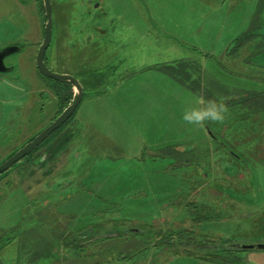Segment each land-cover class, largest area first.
Masks as SVG:
<instances>
[{"label":"rangeland","instance_id":"374dc122","mask_svg":"<svg viewBox=\"0 0 264 264\" xmlns=\"http://www.w3.org/2000/svg\"><path fill=\"white\" fill-rule=\"evenodd\" d=\"M249 1L51 0L54 29L47 65L54 73L71 74L85 90L73 122L53 134L56 143L0 176V264L100 263L90 256L89 240L96 243V250L115 255L143 249L142 243L103 239L114 232L106 229L112 223L103 221L106 212L107 218L126 220L140 229L162 218L165 229L192 232V219L185 216L189 209L185 176L192 168H174V160L188 153L196 159L188 161L202 164L197 159L202 158V149L215 150L218 143V148L228 143L244 154L248 147L239 140L248 133L238 132L230 140L228 117L223 123L206 121L197 127L186 124L182 114L196 106L198 97L218 99L221 90H231L228 86L252 87L262 71L253 58L264 47V0L260 8L257 0H251L256 7ZM44 23L38 0H0V52L9 46L22 49L8 60L16 69L0 73V165L49 117L51 104L36 94L42 87L51 93L45 86L60 85L37 69ZM249 26L252 39L244 40L237 50L240 56L232 57L230 45ZM243 60H248V67ZM259 99L263 102L247 100V111L257 112L263 122L261 129L256 123L250 131L254 151L242 154L250 165L240 171L231 168L235 159L230 154L218 151L212 156L213 162L219 161V177L247 170L245 182L260 187L256 192L240 187L234 196L224 194L216 200L213 207L221 216L216 213L219 218L201 230L218 245L246 246L264 240V97ZM210 132L219 137L218 143L209 139ZM255 147L263 150L261 156ZM201 166L196 169L205 172ZM112 203L123 206L121 219L110 215ZM128 209L133 210L128 214ZM78 235L84 239L76 244L88 249L75 257L73 242ZM233 255L237 257L231 264H264L263 251L228 256ZM159 264L199 262L182 256Z\"/></svg>","mask_w":264,"mask_h":264},{"label":"trees","instance_id":"16d2710c","mask_svg":"<svg viewBox=\"0 0 264 264\" xmlns=\"http://www.w3.org/2000/svg\"><path fill=\"white\" fill-rule=\"evenodd\" d=\"M43 26H45V24ZM215 138H216L215 135L210 132L209 139L216 140ZM218 151H223L225 154H228V150L226 148H215V150H213L212 147H207L202 149V158H197L203 160L202 164L192 163L191 160L188 161L189 159L188 157H193V160H196L194 155L188 153H185L184 155L185 158L178 157V156H183L181 154H178L176 158L177 160L176 161L174 160L173 163L174 168L179 165L186 166V168H192L190 171H187L185 176V182L187 183L186 187L188 188V192L186 195V201H187L186 206L189 207L188 214H185V216L189 220L192 219L191 220L192 232L188 229H180L177 232L171 231L168 228L165 229L166 225L161 220L162 218L157 219L155 220V222L150 223L148 225H144L145 227L143 229H140L133 227L132 224L127 222L126 220L107 218V212H106V218H104L103 221L105 220L112 221V223H110L111 225L108 226L106 229H111L114 232L111 235L108 234L107 235L108 237L107 238L104 237L103 239L119 238V240L122 242L124 241H129V243L138 242L139 244L142 243L143 249H141L139 252L134 254L121 253L119 255H115L111 253V250H105V249L96 250L95 248H93L96 243L91 242V240H89L88 242L86 241L87 243H89L88 245H90L89 246L90 256L93 257L96 261L100 260V263H96V264H105V263L126 264L136 261H142L143 259L147 260V262L154 260L155 263L158 262L159 264L166 261H173L174 259L182 256H185L190 259H194L195 261H198L199 264H231L229 260L230 254L228 256L227 251L225 252L217 251L214 246L218 243L212 238H208L207 234L201 230L202 226L207 225L209 221L218 219L221 216L219 214V211L213 207L214 204L216 203V200L217 199L221 200L224 194L233 195V193L229 191L230 188H237L238 181L242 183L243 180V177L241 176L243 173L242 174L236 173L237 174L236 176H226L223 178L218 176V173L216 172L220 170V164L218 163L219 161L213 162L212 160L213 154H217ZM198 156L201 157V154ZM239 157L241 158V156ZM182 160L183 162H181ZM18 165L19 164H17L16 166ZM198 165L199 166L202 165L201 167L206 171L203 172L201 169L198 171V169H196V167H199ZM237 165L240 167L237 168ZM245 167H246L245 162L236 161L233 164H231L232 169H239L240 171ZM211 169L214 170L213 172L215 174L210 172ZM216 174L217 177L214 179L208 177L209 175L216 176ZM242 185L244 184H241V186ZM215 188H217L216 189L217 193H214ZM112 204L115 208H112V210L114 211L112 212L110 211V215H116V217L120 218V216H122L121 214H123V212L125 211L123 210L124 209L123 206L122 205L119 206L118 203L117 204L112 203ZM233 205L234 204H231L230 206L232 207ZM131 210L133 209L130 210L128 209L127 213L128 212L130 213ZM216 213L219 215L218 218L215 217ZM132 216L135 215L133 214ZM103 221H101L98 225L101 226ZM132 221H136V220H132ZM156 226L161 227V229L157 230ZM198 235L201 236L203 240H198L196 238V236ZM80 238L84 239L82 235L80 236L78 235L75 241L73 242V244H75L74 246L75 257L83 255V253L88 249V248L82 249L81 247L78 246V244H76V242L79 241ZM71 244L72 243H70L69 245ZM180 246L182 247L180 248ZM182 248H184L185 251L181 250ZM197 251L202 252V254L198 255ZM102 260L103 262L101 263ZM105 260L106 262H104Z\"/></svg>","mask_w":264,"mask_h":264},{"label":"flooded vegetation","instance_id":"af4514ba","mask_svg":"<svg viewBox=\"0 0 264 264\" xmlns=\"http://www.w3.org/2000/svg\"><path fill=\"white\" fill-rule=\"evenodd\" d=\"M38 2H39V11H40V14H41V16H43V18H44V22L46 23V21H45V19H46V16H45V10H44V4H43V0L41 1V0H38ZM253 1H249L248 3H249V5H251V7H256V5H258L259 4V7L258 8H260V5H261V3H262V0H257V4L255 5V3H252ZM42 3V4H41ZM262 5H264V3L262 4ZM43 7V8H42ZM264 7V6H263ZM264 10V9H263ZM259 12V11H258ZM257 12V13H258ZM261 12H262V14L264 15V11H262L261 10ZM260 21H261V24L263 23V19L262 18H260ZM44 23V24H45ZM43 24V25H44ZM44 28V30H43V34H44V31H45V26L43 27ZM97 28H98V26H97ZM252 31V27H250L249 26V28H248V30H247V33H244L243 35H241L240 37H238L234 42H232V44L230 45V47H229V49H228V53H231V55H233L234 54V52L236 53V51L237 50H239L241 47H242V43L244 42V40H250V39H252L251 38V36L252 35H250L249 33ZM248 34V35H247ZM246 38H248V39H246ZM43 40H44V38H43ZM251 42V41H250ZM250 42H248V43H250ZM43 43V42H42ZM42 43L39 45V47H38V49L40 48V46L42 45ZM254 45V44H253ZM9 47H18V46H9ZM9 47H7V48H9ZM50 48V47H49ZM256 48H257V45H256ZM6 49V48H5ZM258 49V48H257ZM49 50V49H48ZM47 50V51H48ZM259 51H258V53L256 54V56H254V58H253V61H257L256 62V66L258 65V66H261L262 67V72L264 71V47L262 48V49H258ZM3 51V50H2ZM20 52H22V49L20 48V51L18 52V53H20ZM18 53H14V54H12V55H9V56H7L6 58H5V64H6V66H7V68H13V71L16 69V67L15 66H12V65H9V63H8V60H9V58L11 57V56H13V55H16V54H18ZM37 55H38V53H37ZM46 56H47V52H46V54H45V59H44V61H45V64H46V66L48 67V65H47V58H46ZM37 58V57H36ZM249 61H250V59H248ZM248 60H247V64H248ZM246 63V62H245ZM49 68V67H48ZM50 69V68H49ZM12 71V72H13ZM38 72L40 73V71L38 70ZM53 72V71H52ZM11 73V72H10ZM8 74V73H7ZM41 74V73H40ZM3 75H6V74H3ZM42 75V74H41ZM67 75H71V74H69V73H67ZM43 76V75H42ZM72 76V75H71ZM258 76H260V75H258ZM44 77V76H43ZM241 77V76H240ZM243 77H245V76H243ZM261 77V76H260ZM50 79V78H49ZM249 79V78H248ZM51 80H53V79H51ZM254 81H258V79H256V77H254V79H253ZM57 84H60V85H55V86H50V87H47V86H45V88H47L51 93H49L48 91H46L45 89H44V87H42V89H41V92H38L39 93V96L36 94V96L37 97H40L39 99H46V100H48V103L49 104H51V110H50V112H49V108L47 109V111H48V113L47 114H50L49 115V117H47L46 119H45V121H43V123L41 124V126H42V129L40 130V131H37L35 134L36 135H34L33 137H30L29 139H27L25 142V144L24 145H26V144H28V143H30L31 141H33L42 131H44L48 126H50V125H52V123L65 111V109H67L74 101H75V99H76V90H75V87H74V85L73 84H70V83H64V82H59V81H56V80H54ZM261 82H262V80H261ZM81 84V83H80ZM82 85V84H81ZM83 87V86H82ZM85 90V89H84ZM264 93V92H263ZM257 101V100H256ZM262 102H263V100H262ZM235 104V105H234ZM241 104H244V103H242V101H238V102H234L233 103V105H232V107H231V109H235L234 108V106L235 107H237V106H239V107H241ZM243 106V105H242ZM259 107V109L261 110L262 109V106L261 105H259L258 106ZM39 108H40V110H42L41 111V114H45V111H44V109H45V106L42 104V105H40L39 106ZM54 108L56 109V112H54L53 113V111H55L54 110ZM79 108V107H78ZM77 108V109H78ZM248 108V107H247ZM259 109H258V111H259ZM250 112V113H249ZM252 111H247V109L245 108V112L244 113H241V114H238V115H236V114H233L232 113V116H234V119H233V122H232V124H231V126L230 127H233V129H230L229 130V132L231 133L232 132V135H233V138H229L230 140H234V138H237V136H238V132H247L248 133V135H246L245 136V138L246 139H243V140H239V142H242V144H243V146H245V147H248V150L246 151V153H244L243 155H249L251 152H253L254 150H253V148H252V146H251V144H249L250 143V137H251V135H250V131H254V130H251L252 129V127L254 128V124H256V123H258L259 125H260V129H261V126H262V124H263V122H261L260 120H259V116H258V113L257 112H254V113H251ZM40 114V115H41ZM42 116V115H41ZM73 117V116H72ZM72 117L62 126V127H60V129H58L57 131H63L64 129H66L67 127H65V126H68L70 123H72L71 122V119H72ZM242 127H244V130H243V128ZM40 128V127H39ZM57 131H55L53 134H55ZM53 134H51L33 153H31L29 156H32V154H36V152H38L39 150H43V149H45V148H49L51 145V142H53V140L52 139H56L55 137H56V135H53ZM54 137H53V136ZM216 138V140H214L215 142H217V141H219V137H217V136H215ZM238 142V143H239ZM259 142H262V140H260ZM53 143H56L55 141L53 142ZM218 143V142H217ZM222 146H223V148H226L227 150H228V152H230V153H228V154H230L234 159H235V161L234 162H236V161H238V162H245L246 163V166L248 165H250L248 162H246L244 159H243V157H242V152H240V151H238V150H233V149H231V146L228 144V143H223V144H221ZM261 146L262 147H264V143L263 144H261ZM24 147V146H23ZM22 147V148H23ZM219 147V143L218 144H215V148H218ZM234 147H237V145L236 146H234ZM261 148V147H260ZM255 150H256V152H257V155H262V152H263V150L261 151V149H259V150H257V148L255 147L254 148ZM18 152V149H17V151L14 153V154H12L10 157H9V159L11 158V157H13L16 153ZM255 153V152H254ZM237 154V155H236ZM256 154V153H255ZM45 156H47V155H45ZM239 156H241V158L239 157ZM33 157V156H32ZM44 157V156H43ZM43 157H41V160L43 159ZM8 160V159H7ZM7 160H4L5 162L7 161ZM25 159H23L22 161H20V162H23ZM40 160V161H41ZM19 162V163H20ZM234 162H232L231 164H233ZM4 163V162H3ZM2 163V164H3ZM19 163H16L15 165H13V167H15L17 164H19ZM13 167H11L8 171H6L5 173H4V175L5 174H7V173H10L11 171H12V168ZM246 173H247V170L246 171H244L243 172V174L242 173H239V174H242L241 176L243 177V180H242V183L241 182H239L238 180V183H237V188H240L241 187V189L244 191V192H249V191H254V189H255V192H256V190H258V189H260V187H258L257 186V183H251V182H245V178H246ZM250 174V173H249ZM237 175V174H236ZM235 175V176H236ZM241 184H244V185H242L241 186ZM256 185V186H255ZM237 188H230V190H231V192L233 193V195H231V196H234V192H236L235 190L237 189ZM257 194V193H256ZM224 242H226V241H224ZM230 248H229V247ZM215 249L217 250V251H220V252H225V251H227V253H228V255L229 254H232V253H237V252H239V253H245V252H248V253H250V252H255V251H258V252H264V240H259V241H256V244H250V245H246V246H240V245H238V244H233V242L232 243H228V244H221V245H218V244H216L215 246ZM259 248H262V249H259ZM219 252V253H220ZM237 256L236 255H233L232 257H230V262L232 263V261H234L235 260V258H236Z\"/></svg>","mask_w":264,"mask_h":264},{"label":"water","instance_id":"95a60500","mask_svg":"<svg viewBox=\"0 0 264 264\" xmlns=\"http://www.w3.org/2000/svg\"><path fill=\"white\" fill-rule=\"evenodd\" d=\"M46 23L44 31V40L42 45L38 50V55L36 58L37 69L40 73L46 77L59 82L73 84L76 90L75 101L67 108L65 111L44 131H42L33 141L26 144L21 148L13 157L8 159L6 162L0 165V176H2L6 171H8L13 165L19 163L31 153H33L51 134L60 129L76 112L77 108L80 106L84 89L80 82L73 76L67 74H57L52 72L45 64V54L49 49L52 39H53V29H54V13L51 0H43ZM20 47H9L0 52V73L7 74L13 71V68H7L5 64V58L14 53H18ZM262 249V248H259ZM264 249V248H263Z\"/></svg>","mask_w":264,"mask_h":264},{"label":"clouds","instance_id":"9594fccd","mask_svg":"<svg viewBox=\"0 0 264 264\" xmlns=\"http://www.w3.org/2000/svg\"><path fill=\"white\" fill-rule=\"evenodd\" d=\"M196 106L185 108L182 119L186 124L203 126L206 121L212 123H223L228 115L230 108L226 103V98L220 96L218 99H204L198 97L195 101Z\"/></svg>","mask_w":264,"mask_h":264},{"label":"crops","instance_id":"0c3cea01","mask_svg":"<svg viewBox=\"0 0 264 264\" xmlns=\"http://www.w3.org/2000/svg\"><path fill=\"white\" fill-rule=\"evenodd\" d=\"M245 48L246 47H244V48H242V50H245ZM236 54L237 55H239L240 56V54L238 53V51H237V53H235L234 52V54L233 55H231L232 57L233 56H236ZM176 61H180V60H176ZM245 60H243V62H244ZM175 62V61H174ZM244 64H245V66H247L248 67V64L247 63H245L244 62ZM258 66V65H257ZM258 67H261V66H258ZM262 69V68H261ZM262 71H259V73L258 74H256L257 76H256V79H258V81H254L253 80V82L252 83H254L253 85H252V87L251 86H249V87H245V85H243L242 87H240V86H233V87H231V86H228L231 90H226L227 92H225V90H221L222 92L220 93V95L221 96H223V97H228V96H230V98H232V100L230 101L228 98H227V100H226V103L228 104V106H229V108H230V115H228V122L231 120L232 122H233V119H234V116H232V113L233 114H236V115H238V114H241V113H244L245 112V108H247V100L248 99H252V98H255L257 101H259V100H262V99H259V98H263L264 97V91H262L261 90V84H262V82H261V74H263V73H261ZM258 75H260V76H258ZM243 80H246V81H248V84H249V81H251L250 79H247V78H245V77H241ZM227 93H229V94H227ZM232 95V96H231ZM238 101H242V103H244V104H241V107H239V106H237V107H235L234 106V108L235 109H231V107H232V105H233V103L234 102H238ZM235 105V104H234ZM243 105V106H242ZM73 122V121H72ZM232 122H231V124H232ZM231 124L229 125V127H227L228 128V130H230L231 129ZM222 128H224V127H222ZM52 140H54V139H52ZM82 140V139H81ZM77 154V153H76ZM51 177V176H50Z\"/></svg>","mask_w":264,"mask_h":264}]
</instances>
